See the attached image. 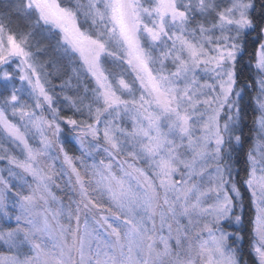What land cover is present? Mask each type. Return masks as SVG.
Segmentation results:
<instances>
[{
    "label": "snow or ice",
    "instance_id": "1",
    "mask_svg": "<svg viewBox=\"0 0 264 264\" xmlns=\"http://www.w3.org/2000/svg\"><path fill=\"white\" fill-rule=\"evenodd\" d=\"M0 247L264 264V0H0Z\"/></svg>",
    "mask_w": 264,
    "mask_h": 264
},
{
    "label": "trees",
    "instance_id": "2",
    "mask_svg": "<svg viewBox=\"0 0 264 264\" xmlns=\"http://www.w3.org/2000/svg\"><path fill=\"white\" fill-rule=\"evenodd\" d=\"M254 40H255V36H251L248 38V45H247V52L246 54L244 55V58H243V61L241 62V67H244V66H247L249 64V62L251 61L252 63H254V53L256 52V45L254 44ZM250 74H253V73H250V72H245L244 73V76L242 77V79H247V76L250 75ZM249 97H246L245 98V102L247 103L249 101ZM249 125V127H251V111H249V116L247 118V121H246ZM245 135L246 137L249 136V133H248V129H245ZM63 138V137H62ZM68 150L70 152H74L75 149H73L71 147L70 144L66 143L65 145ZM250 145L249 144H245V148H244V153L246 154L248 149H249ZM244 156H242L241 158V163L239 165L240 167V175H241V179H243L245 177V172H244ZM250 232V228H246L245 232H244V236H245V250H247V245H248V233ZM1 251V250H0ZM4 254V253H2Z\"/></svg>",
    "mask_w": 264,
    "mask_h": 264
},
{
    "label": "rangeland",
    "instance_id": "3",
    "mask_svg": "<svg viewBox=\"0 0 264 264\" xmlns=\"http://www.w3.org/2000/svg\"><path fill=\"white\" fill-rule=\"evenodd\" d=\"M253 62H254V61H253ZM253 65H254V63H253ZM44 115L47 117V116H48V113L45 112ZM0 250H1V251H0V254H2V253L5 254V253H6V249H4L3 247H0Z\"/></svg>",
    "mask_w": 264,
    "mask_h": 264
}]
</instances>
